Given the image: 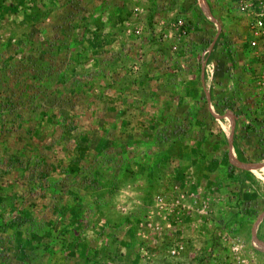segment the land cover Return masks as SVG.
Masks as SVG:
<instances>
[{
  "label": "rangeland",
  "instance_id": "rangeland-1",
  "mask_svg": "<svg viewBox=\"0 0 264 264\" xmlns=\"http://www.w3.org/2000/svg\"><path fill=\"white\" fill-rule=\"evenodd\" d=\"M241 7L0 0V264L70 244L85 264L91 237L93 264H264V45Z\"/></svg>",
  "mask_w": 264,
  "mask_h": 264
},
{
  "label": "crops",
  "instance_id": "crops-1",
  "mask_svg": "<svg viewBox=\"0 0 264 264\" xmlns=\"http://www.w3.org/2000/svg\"><path fill=\"white\" fill-rule=\"evenodd\" d=\"M182 4V3H181ZM183 10L185 9L184 6L180 5L176 8L173 9L174 10ZM202 77V75H201ZM119 195H116L115 198H111V204H116L117 205H122V204H126L125 206L128 208H131L132 207V204H133V200H137V193L134 192V189H133V186L129 185V184H125L124 186H121L119 187ZM135 197V198H134ZM101 210H98L95 212V214L97 215V217H101ZM107 212H108V209H107ZM108 220V219H106ZM90 233H88L87 236H85V238H90ZM87 244L88 246H85L84 250H82L83 254L80 256L81 258V261L84 260L85 264H93L95 262V259H98V257L100 258V255L96 256V248L97 246H99V239L96 238V237H91L88 241H87ZM69 247V250L68 252L71 253V255L69 256L68 260H67V264H78V261L77 262V259L79 258H75L76 257V253L78 250H76L74 248V245L70 244V245H67ZM66 247V250L67 248ZM78 257V256H77ZM109 264H112L111 262H109Z\"/></svg>",
  "mask_w": 264,
  "mask_h": 264
},
{
  "label": "built area",
  "instance_id": "built-area-1",
  "mask_svg": "<svg viewBox=\"0 0 264 264\" xmlns=\"http://www.w3.org/2000/svg\"><path fill=\"white\" fill-rule=\"evenodd\" d=\"M251 1V2H249ZM239 3L243 4L241 10L245 11L248 9L246 13H248V17H246V24L248 27V32L250 34V46H257L258 41L262 40L264 45V0H239ZM256 3H260V7L256 9ZM255 5L254 8L252 6ZM208 74L210 78L213 75V67L208 66ZM176 251L172 250V254Z\"/></svg>",
  "mask_w": 264,
  "mask_h": 264
},
{
  "label": "trees",
  "instance_id": "trees-1",
  "mask_svg": "<svg viewBox=\"0 0 264 264\" xmlns=\"http://www.w3.org/2000/svg\"><path fill=\"white\" fill-rule=\"evenodd\" d=\"M216 44H214L213 48H215Z\"/></svg>",
  "mask_w": 264,
  "mask_h": 264
}]
</instances>
